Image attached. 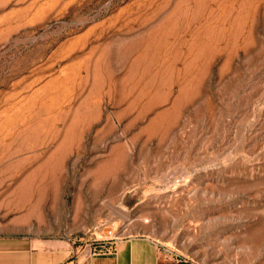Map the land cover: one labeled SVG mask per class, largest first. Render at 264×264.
<instances>
[{
	"label": "rangeland",
	"instance_id": "rangeland-1",
	"mask_svg": "<svg viewBox=\"0 0 264 264\" xmlns=\"http://www.w3.org/2000/svg\"><path fill=\"white\" fill-rule=\"evenodd\" d=\"M128 236L264 264V0H0V238Z\"/></svg>",
	"mask_w": 264,
	"mask_h": 264
},
{
	"label": "crops",
	"instance_id": "crops-1",
	"mask_svg": "<svg viewBox=\"0 0 264 264\" xmlns=\"http://www.w3.org/2000/svg\"><path fill=\"white\" fill-rule=\"evenodd\" d=\"M54 245L39 248L33 240L0 238V264H163L161 245L148 236H128L109 251L89 254L76 263L58 256Z\"/></svg>",
	"mask_w": 264,
	"mask_h": 264
},
{
	"label": "built area",
	"instance_id": "built-area-1",
	"mask_svg": "<svg viewBox=\"0 0 264 264\" xmlns=\"http://www.w3.org/2000/svg\"><path fill=\"white\" fill-rule=\"evenodd\" d=\"M112 248H109V250H111ZM109 250H106V251H109ZM99 252H104V251H98V252H92L90 254H95V253H99Z\"/></svg>",
	"mask_w": 264,
	"mask_h": 264
}]
</instances>
